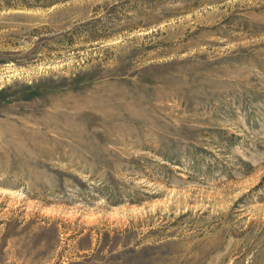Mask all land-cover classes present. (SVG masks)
<instances>
[{
    "label": "rangeland",
    "instance_id": "rangeland-1",
    "mask_svg": "<svg viewBox=\"0 0 264 264\" xmlns=\"http://www.w3.org/2000/svg\"><path fill=\"white\" fill-rule=\"evenodd\" d=\"M0 264H264V0H0Z\"/></svg>",
    "mask_w": 264,
    "mask_h": 264
}]
</instances>
